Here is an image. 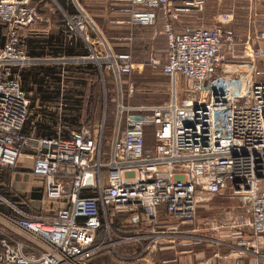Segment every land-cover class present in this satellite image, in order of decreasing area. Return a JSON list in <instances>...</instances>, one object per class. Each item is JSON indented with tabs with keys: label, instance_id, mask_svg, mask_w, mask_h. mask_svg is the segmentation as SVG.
<instances>
[{
	"label": "built area",
	"instance_id": "2783aa9c",
	"mask_svg": "<svg viewBox=\"0 0 264 264\" xmlns=\"http://www.w3.org/2000/svg\"><path fill=\"white\" fill-rule=\"evenodd\" d=\"M107 1L124 5L131 25L153 26L161 15L165 61L151 64L172 82L163 104L131 107L122 101L133 97V84L123 89L120 81L133 70L129 46L119 53L105 47L86 58L117 84L109 141L104 122L67 135L27 129L30 100L19 72L35 60L19 32L38 13L31 0H0V177L3 171L29 172L42 189L38 204L12 201L0 190V264H90L104 253L117 264H153L155 247L185 237L180 228L196 224L199 196L226 191L243 201L246 217L231 226L228 240L194 239L232 250L236 264H264V245L245 234L249 228L254 239L264 237V71L256 68L264 66V47L249 49L248 72L226 78L219 74L226 55L240 59L235 33L226 26L231 14H220L214 27L176 32L173 23L201 12L205 0ZM89 22L78 7L66 16L65 28L88 44ZM257 38L264 40V31ZM119 40L129 45L132 35ZM120 217L126 219L118 228L133 233L114 229ZM123 245L129 251L119 252Z\"/></svg>",
	"mask_w": 264,
	"mask_h": 264
},
{
	"label": "rangeland",
	"instance_id": "374dc122",
	"mask_svg": "<svg viewBox=\"0 0 264 264\" xmlns=\"http://www.w3.org/2000/svg\"><path fill=\"white\" fill-rule=\"evenodd\" d=\"M77 2L91 14L97 25L106 27L107 20L95 18L94 15H98L95 10L99 2H103L107 9L112 10L114 7L108 1L77 0ZM219 2H221V5H218L220 8L214 16V26L217 24L220 14L229 13L232 15V21L226 26L235 32L237 42L234 55L240 57L239 60H233L231 55H226L219 74L226 78H234L241 74L240 72L249 71V65L246 66L250 55L249 49L258 46L264 47V40H258V35L255 37L252 31L253 25H256L258 31L264 30V0H208L207 7L215 10ZM48 18L49 15H43V17L38 15V19L32 26L19 32L21 41L23 40L26 43L31 37L42 38L50 34L57 36L62 34L59 30H62L60 28L63 24L59 17L52 13L51 21ZM250 32L252 34L249 35L251 38L248 37ZM123 36L125 35H120V37ZM165 53L166 42L162 37L155 40L151 46L132 50V73L125 77L122 76L120 79L133 84L134 94L130 100L124 99L122 104L150 109L163 104L170 98L172 92L171 80L163 75L159 68L153 67L150 63L151 59H155L161 64L164 63ZM45 60L40 64L37 63V65L60 66L65 69L62 72V83L59 87L52 86L45 93L28 92L30 108L27 129L38 134L67 135L79 127L88 126L94 129L101 122H104V137L109 141L113 135L116 104L119 101L114 75L103 69L101 71L95 61L68 63L66 60ZM82 66L91 68L86 69ZM78 67L81 68L80 71H78ZM256 68L264 71V66L256 65ZM182 81H178V83L183 84ZM125 88L123 87V89ZM13 172L17 173V179L13 185L19 188L18 190L21 191L22 195L28 196L34 190L33 186L38 185L35 178L28 175L29 172L18 170ZM229 194V192H226L222 196H209L206 194L199 196L195 219L197 227H200L197 229L198 236L223 241V239H230L228 236L231 235L232 237L234 235L235 228H231V226L246 217V207H244L243 201L238 196L232 198ZM208 220L212 221V224L205 227L204 222ZM216 225L222 226L217 230V233ZM245 234L248 238L251 237L256 244L264 245V237L254 239L255 237L249 228H246ZM208 245L219 248L220 255L222 253L223 255H229L228 252L232 251L215 244ZM104 255L108 256L100 257L97 261L94 260L93 264H97V262L100 264V261L101 264L118 263L113 260L110 254L104 253Z\"/></svg>",
	"mask_w": 264,
	"mask_h": 264
},
{
	"label": "crops",
	"instance_id": "0c3cea01",
	"mask_svg": "<svg viewBox=\"0 0 264 264\" xmlns=\"http://www.w3.org/2000/svg\"><path fill=\"white\" fill-rule=\"evenodd\" d=\"M207 2L208 0H205V6L201 12L192 16L181 15L179 19L173 23V29L176 32H181L186 27H213L215 24L214 16L216 15V12H218L220 8L218 5H221V2L217 4V8L215 10L208 8ZM98 4V7H96L97 9L95 10L98 15H94V17L107 20L106 27H103L99 24L97 25L94 22L95 20L92 18L91 14L84 10L77 0H58L57 5L49 0H31V5L35 7L36 10H38L37 13L39 16L41 15L43 17V15H49L48 19L51 21L50 18H52V13L56 14L63 25L60 28L62 30H59L62 34L58 36L53 34L42 38L35 36L31 37L26 41V43H24L27 56L35 60V64L26 69L28 70L33 67L49 66L37 65V63L40 64L42 61H46L45 59H48V61L66 60L68 63L87 62L85 60L86 58L91 56L92 53L99 54L105 47H108L113 53H119L126 51V47L129 46L132 53V50L139 49L140 47L151 46L154 41L160 37H162L166 42L165 36L162 33V17L160 14L158 15L156 24L153 26L131 25L129 23V13L126 11V7L124 5H112L114 8L109 10L107 9L106 5H103V2H99ZM78 7L83 10L90 21L87 24L85 32V36L88 39V44H86L80 37L69 34L65 28L66 16L73 17L76 15L78 13ZM252 31L256 37V35H259V33L263 32L264 30L258 31L256 25H253ZM129 34L132 35V42L129 45H125V42L119 39L127 37ZM120 35L125 36L120 37ZM249 35H252L251 32L248 34V37H250ZM48 42H51L52 45L48 46ZM78 42L82 43L83 49L87 52L88 56H81L80 54L75 56H64L59 54L54 55L52 53L54 48H57V46L60 44L67 47H72L74 51H77ZM236 42L237 40L235 37V43ZM152 60L155 59H151L150 63ZM249 64L250 61L248 60L246 66ZM123 77H125V75ZM120 81L125 88V80L122 81L120 79ZM33 91H36L35 88H33ZM28 175L32 176L31 174ZM36 186L39 185H35L33 188ZM226 192L228 193L229 191ZM231 197L234 198L236 196L231 194ZM198 228L200 227H197L196 224H194V226L186 225L181 227V230H179L178 233L179 235L183 233L182 235H185V237H170L162 241L161 244H159L157 248L155 247L151 254H149V259L153 261V264H159L162 260H165L166 264H236L234 258L237 256V254L231 253L229 255H223L222 253L220 255L219 252L221 253V251L219 248L210 246L208 244L205 245L201 242L199 243L197 239H194V237L198 236ZM169 239H171V241H168Z\"/></svg>",
	"mask_w": 264,
	"mask_h": 264
},
{
	"label": "trees",
	"instance_id": "16d2710c",
	"mask_svg": "<svg viewBox=\"0 0 264 264\" xmlns=\"http://www.w3.org/2000/svg\"><path fill=\"white\" fill-rule=\"evenodd\" d=\"M48 46H51L52 43L48 42ZM77 51H74L72 47H67L62 44L58 45L57 48H54V51L52 52L54 55H64V56H75L77 54H80L81 56H88L87 52L83 49V45L81 42H78L77 44ZM79 68V67H78ZM86 69H90L85 67ZM94 69V68H93ZM79 71L81 68L78 69ZM64 69H62L60 66H46V67H33L30 69H24L19 72V79L20 84L23 90L27 92L33 91V88H35L36 92L38 93H45L48 92L49 89L52 86H60L62 83V72ZM40 135L44 136H52L51 133H40ZM17 173H10L7 171H3L0 177V190L3 194H5L10 200L12 201H27L28 199L36 201V204L39 203V200L42 198V189L41 188H33L34 190L29 193L28 196L22 195L21 191L18 190L16 186H14V182L16 181ZM11 176H13V180H11ZM18 190V191H17ZM28 210V209H27ZM126 218L120 217L117 218L113 224L114 229L121 233V234H129L133 233V231L129 232L125 229H120L118 226L122 224V222ZM119 252H127L129 251L128 247L125 245L118 246ZM108 255L101 254L96 256L90 261V264H93L94 260H98L103 257H106ZM113 258V257H112ZM113 260H116L113 258ZM98 264V262H97ZM101 264V261H100ZM138 264V263H135Z\"/></svg>",
	"mask_w": 264,
	"mask_h": 264
}]
</instances>
